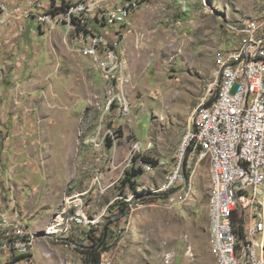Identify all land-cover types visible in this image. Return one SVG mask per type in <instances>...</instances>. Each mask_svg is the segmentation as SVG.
<instances>
[{
  "label": "rangeland",
  "instance_id": "374dc122",
  "mask_svg": "<svg viewBox=\"0 0 264 264\" xmlns=\"http://www.w3.org/2000/svg\"><path fill=\"white\" fill-rule=\"evenodd\" d=\"M79 2L0 0V8L36 11L40 3L55 15ZM262 24L264 0H148L123 53L130 77L127 117L114 104L113 83L105 84L96 58L70 49L64 25L48 29L34 15L0 25V157L6 171L0 194L16 205L18 219L27 218L21 210L31 218L26 225L37 232L36 246L54 250L57 264H83L84 248L105 238L109 251L100 264L108 255L111 264H218L209 231V162H196L190 150L183 154V142L213 69L227 49L237 52L250 41L249 28L262 34L256 26ZM234 28H242L241 35ZM137 140L145 145L144 158L163 160L168 169L127 183ZM182 154L187 182L161 191ZM81 196L90 216H103L101 224H70L66 237L61 231L47 235V227L67 223L74 212L67 200Z\"/></svg>",
  "mask_w": 264,
  "mask_h": 264
},
{
  "label": "built area",
  "instance_id": "2783aa9c",
  "mask_svg": "<svg viewBox=\"0 0 264 264\" xmlns=\"http://www.w3.org/2000/svg\"><path fill=\"white\" fill-rule=\"evenodd\" d=\"M79 3H82V10L63 19L65 29L66 22L75 21V29L71 32L72 47L78 55L96 58L105 84L113 83L114 104L118 106L120 114L127 117L125 105L131 103L122 95L120 86V78H127V85L130 81L129 76L122 75L123 44L127 32H132L134 17L148 0H121L99 8H89V2L82 0ZM32 15L40 26L48 29H54L55 20L59 18V15L50 16V11L37 3L36 11L0 8V25L11 26L15 18L25 19ZM256 26H262L263 34L264 24ZM241 29L234 28L231 32L241 35ZM262 34H255V27L249 28L254 42ZM217 71L216 90L208 94L205 109L199 110L195 130L190 134L185 149L191 153V142H198L200 148H205L206 141H213L219 150L215 176H219L220 208L215 213L222 241V250L218 251L223 255V262L264 264L256 246V239L263 235L262 226H258L260 212L257 211V200L264 196V169H258V161H264V70L262 62L247 60V52L235 56L234 48H229L227 57L223 58V64ZM235 86L237 89L233 93ZM130 155H136V164L131 169L140 168L144 173H149L151 167H155L156 162L144 159L145 145L138 140L135 152ZM0 164L1 183L6 177L1 157ZM246 171H253L254 180H246ZM182 172H185L183 164L175 177L173 189L179 186ZM9 205L0 216V254L28 250L24 248V239L28 234L22 224L5 222V215H16L12 213L14 203ZM89 213L87 204L83 203L76 209L73 221H80L84 227L94 217ZM64 225L67 227V223ZM70 230L67 228V234ZM113 259L108 255L104 258V264H111ZM23 264H32V260H25Z\"/></svg>",
  "mask_w": 264,
  "mask_h": 264
},
{
  "label": "bare ground",
  "instance_id": "6f19581e",
  "mask_svg": "<svg viewBox=\"0 0 264 264\" xmlns=\"http://www.w3.org/2000/svg\"><path fill=\"white\" fill-rule=\"evenodd\" d=\"M86 2H89V8L106 7L104 5L105 2L100 1V0H88ZM3 9H6V7H3ZM7 9H8V7H7ZM81 10H82V3H80V4H69L67 6H61L58 9V13H56L55 15L50 14V16L59 15V18H56V20H55V26L61 25V24L65 26V21L63 19H66L67 17H70L71 14H73L74 12H78ZM229 27H231V26H229ZM66 28H67V33H66L67 42L70 46V49L72 51L76 52L74 50V48L72 47V43L68 39V36L71 37V32H73V30L75 29V21L66 22ZM243 52H247V60L248 61H251L252 63L262 62V67L264 70V36H259L255 42H254V39H251V36H250V41L248 43H246L245 46H243L241 50L234 52V55L235 56H242ZM222 64H223V62L221 64H219L218 66H216L212 71L213 81H212L211 85L209 86V89L206 93V96L203 98V100L201 101V103L197 107L198 112L196 115V120L199 116V110L205 109V103H206V98H207L208 94H213L216 90V86L218 83V71L217 70H219V68L221 67ZM100 69H101V67H100ZM125 70H126V64H125V61L123 60V66H122V75L123 76H126ZM126 85H127V78H120V86H122V95L124 97H126V95L124 93V89H125ZM125 113H126V115H128L130 113V109L128 107V104L125 105ZM193 119H194V117L192 116L191 123L193 122ZM195 127H196V121L193 122V127H190V129L188 130V132L186 134L185 140L183 142V154L186 153L185 146H186L187 140H188L190 134H192L194 132ZM263 128H264V120H263ZM136 147H137V144H134L131 153L135 152ZM205 152H206L207 159H205ZM183 154H182L181 159H179V161L177 163H175V165L173 164L174 165L173 168L170 171H168L166 173V175L164 176V182L165 183L162 186L161 191L166 192V191H170L173 189L174 184H175V177L178 176V174L181 170L182 164H183ZM191 155H192V157H194V160H196V162H201L204 159L209 162V171H210V177H211V181H212V194H211V199H210L209 231L211 234L213 250H214V253L217 257L218 264H227L226 262H223V255L220 253V251H218V250H222V241H220L219 228L216 226V213H215V210L220 208L219 176H215V174L218 172L219 150L216 149L213 141H206L205 142V148H200V145L198 142H191ZM131 156H132V158H131V160H132L135 157V155H131ZM166 166H167V162H165L163 160H158L155 164V167H151V170L149 173H155V171L160 169V168L166 169L167 168ZM258 169H264V161H258ZM0 171H1V164H0ZM246 180H254L253 171H246ZM186 182H187V176H186L185 172H182L181 173V182H179V185H182L183 183H186ZM262 189H264V177L262 179ZM82 197L83 196L77 197V198L74 197L75 199L72 202H70V200L69 201L67 200V202L70 205H73V208H74V212L71 213V216L69 218H67V220H68L67 227L64 225V223H58L54 228L47 227L46 228L47 235L52 236L54 234L59 233V231H61V233H63L65 235V234H67V228H71L70 224H73L77 227H82V223L80 221H73L74 215L76 213V209H78L84 203ZM72 211H70V212H72ZM257 211L260 212V215L258 217V226H262L263 235L260 238L256 239V246H257V252H259L260 257L264 259V252H262L264 250V196H263V198H260L257 200ZM64 215H65V212H64ZM102 217H103L102 215L94 216L91 219L90 223L84 224V227L89 228V229L98 227V225L101 224ZM65 219L63 218V220H65ZM58 222H60V221H58ZM56 228H57V230H53ZM26 231H27L28 236L24 239V248H28V250L14 253V255L22 257L23 262H25V260H32V258H31L32 253H33V250L35 248L36 241L38 238V235L36 233H31L27 229H26ZM32 264H33V262H32ZM101 264H104V262H102Z\"/></svg>",
  "mask_w": 264,
  "mask_h": 264
},
{
  "label": "crops",
  "instance_id": "0c3cea01",
  "mask_svg": "<svg viewBox=\"0 0 264 264\" xmlns=\"http://www.w3.org/2000/svg\"><path fill=\"white\" fill-rule=\"evenodd\" d=\"M2 1L7 2V3L11 2V0H2ZM119 1H121V0H111L112 3L119 2ZM107 4L109 5L110 2L108 1ZM134 26H135V17L133 20V27ZM61 29L64 32V28H61ZM106 31H110V30L106 29ZM132 33L133 32H131L129 34H132ZM126 43H127V39H125V42L123 44V50L125 53H126ZM88 60H90V59H88ZM90 61H92V60H90ZM2 185H3V187H6L7 184L3 183ZM0 189H2L0 191H3V188H0ZM8 208H9V204L8 203L6 204L3 202L2 195L0 194V216ZM12 213H14L16 215H5V222L6 223H20V224H22L24 229H27L31 233L37 234V232L31 231L29 229V226L26 225L27 221L31 218L28 217V215L24 211L21 210V213L25 214V216L28 219L27 218L24 219L23 217L21 219H18V217H19L18 213L19 212H18V208H16V205H12ZM54 253H55L54 250L46 247L42 243H40L39 247H37L35 245V248L33 250L32 257H31L32 262H33V264H57L56 263L57 259L53 258ZM62 261H64L67 264H80L78 261H74L73 259H71V261H69L68 259H62ZM60 263H62V262H60ZM60 263H58V264H60ZM0 264H23V260H22V257H20V256H16L14 254L5 252V253L0 254Z\"/></svg>",
  "mask_w": 264,
  "mask_h": 264
},
{
  "label": "trees",
  "instance_id": "16d2710c",
  "mask_svg": "<svg viewBox=\"0 0 264 264\" xmlns=\"http://www.w3.org/2000/svg\"><path fill=\"white\" fill-rule=\"evenodd\" d=\"M146 161L152 160V158L145 157ZM153 161V160H152ZM136 164V155L133 158L132 166ZM144 174L143 170L140 168H133L127 171V177L125 181L133 183L134 180L140 175ZM127 179V180H126ZM93 237V236H92ZM109 251V248L106 244V238L101 240V244H95L94 246L85 247L84 250L81 252L83 255V264H100L102 255Z\"/></svg>",
  "mask_w": 264,
  "mask_h": 264
}]
</instances>
